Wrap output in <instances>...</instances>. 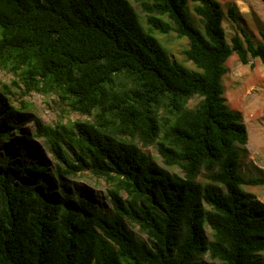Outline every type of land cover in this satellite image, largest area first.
<instances>
[{
    "label": "trees",
    "instance_id": "1",
    "mask_svg": "<svg viewBox=\"0 0 264 264\" xmlns=\"http://www.w3.org/2000/svg\"><path fill=\"white\" fill-rule=\"evenodd\" d=\"M133 1L141 15L130 0H0V69L15 87L0 91V264H261L264 203L241 186L264 178L239 172L248 135L221 77L232 53L264 63V30L254 42L230 5L239 33L229 43L217 0ZM156 32L186 37L197 69ZM15 89L81 117L45 124L10 102ZM23 120L56 159L54 183L39 177L49 171L39 155L2 153ZM83 172L105 182L110 211L65 190L63 178Z\"/></svg>",
    "mask_w": 264,
    "mask_h": 264
},
{
    "label": "rangeland",
    "instance_id": "2",
    "mask_svg": "<svg viewBox=\"0 0 264 264\" xmlns=\"http://www.w3.org/2000/svg\"><path fill=\"white\" fill-rule=\"evenodd\" d=\"M223 11L222 26L225 29V36L230 43V37L239 33L235 22L227 16V8L234 5L236 8L237 23L244 27L245 31L253 37L254 42L260 41L259 31L264 30V0H217ZM135 10L141 15L138 5L130 0ZM187 18L198 29H202L199 17L193 11V3L188 2L184 8ZM143 23L144 19L141 18ZM170 57L189 69H197L191 62L185 59L183 50L188 46L186 37H177L174 33L162 34L154 33ZM227 71L221 77L223 97L226 105L241 115L242 122L247 131V142L244 145L236 144L239 158V172L244 177L264 178V63L258 58L249 57V61L243 64L235 53H232L224 63ZM12 75L0 69V91L3 85L11 86ZM16 94L10 96V102L21 106V101L28 103V111L37 115L45 124L53 125L55 122H67L79 118L76 113L67 112L61 109L58 99L53 96H44L38 92H31L29 95L22 96L15 89ZM195 99L191 101L193 104ZM83 118V117H82ZM24 121V120H23ZM13 139L7 141L5 151L11 153L21 151L23 159L27 160L29 152L39 155L40 161L47 166L48 172L38 173L39 177L46 179L49 183L55 182L53 171L56 167V159L43 137L35 132V125L32 121H24L21 124V133L15 134ZM15 139V140H14ZM17 140V141H16ZM142 150L150 154L155 161L162 164L157 150L154 146H144ZM22 161V160H21ZM176 170V169H174ZM21 174H16V178H21ZM63 186L66 191L74 196H81L91 199L102 209L110 211L111 205L106 195L107 186L102 179L89 173L83 172L75 176L63 178ZM245 192L252 193L257 199L264 203V184H244L241 186ZM128 229L138 238L145 239V235L140 233L136 226L127 223ZM209 234L208 227H205ZM261 264H264V252L260 256ZM204 264H223L218 259H211L207 255L202 258Z\"/></svg>",
    "mask_w": 264,
    "mask_h": 264
}]
</instances>
